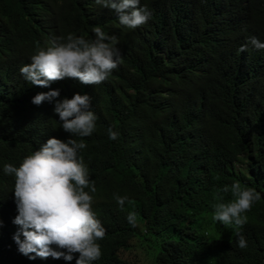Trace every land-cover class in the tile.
Listing matches in <instances>:
<instances>
[{"label":"trees","instance_id":"obj_1","mask_svg":"<svg viewBox=\"0 0 264 264\" xmlns=\"http://www.w3.org/2000/svg\"><path fill=\"white\" fill-rule=\"evenodd\" d=\"M140 7L151 16L130 29L95 0H0V264H76L78 254L70 262L29 259L13 240L21 231L13 223L15 177L4 165L19 167L49 138L86 144L78 158L96 191H85L106 230L92 264H264V49L250 43H264V0H140ZM95 26L117 38L121 55L104 82L25 81L19 69L38 47L69 34L94 40ZM52 90L57 100L90 97L97 117L90 136L66 133L55 101L31 102ZM240 162L246 170L236 169ZM235 182L260 193L243 214V249L234 224L213 220L214 204L234 199ZM117 196L133 203L120 206Z\"/></svg>","mask_w":264,"mask_h":264},{"label":"clouds","instance_id":"obj_2","mask_svg":"<svg viewBox=\"0 0 264 264\" xmlns=\"http://www.w3.org/2000/svg\"><path fill=\"white\" fill-rule=\"evenodd\" d=\"M99 5L110 8L118 14L119 23L135 29L148 22L151 13L146 7H140V0H95ZM94 40L83 36L53 38L47 49L37 48L31 62L22 66L19 71L25 81L37 87L47 88L51 82L65 78L75 79L82 85H94L104 82L112 70L121 62L118 40L108 36L100 26L93 28ZM250 43L258 49H264V43L251 38ZM239 51H246L241 46ZM59 90L37 94L34 105L44 101L53 102L54 112L62 122L66 133L79 137L90 136L96 128L97 117L90 110V97L86 94H74L71 99L57 100ZM109 139L116 140L118 133L108 130ZM86 148L81 140L69 138L62 141L49 138L39 150L26 156L19 167L4 165V172L14 175V198L18 215L13 223L21 231L13 236L20 254L35 259L72 261L78 254L76 264H92L102 253L100 244L106 230L96 214L92 211V196L85 191L90 188L88 170L82 159L78 158L79 150ZM229 189L225 187L224 192ZM234 197L230 202L214 204L213 220L224 225H235L238 246L247 247V241L240 232L247 222L243 215L251 209L252 204L260 199V193L254 188L242 187L239 182L231 185ZM118 205L133 203L128 197H115ZM223 200V197H218ZM135 223L136 213L130 212L127 217ZM23 236V240L20 236ZM34 254V255H30Z\"/></svg>","mask_w":264,"mask_h":264},{"label":"rangeland","instance_id":"obj_3","mask_svg":"<svg viewBox=\"0 0 264 264\" xmlns=\"http://www.w3.org/2000/svg\"><path fill=\"white\" fill-rule=\"evenodd\" d=\"M246 168H247V163H244V162L236 163V169L237 170H246ZM203 223L205 224L204 220H203ZM205 233H207V228H206ZM216 234L218 235L219 233L216 232ZM134 251H135V254L138 255V257L141 261H144L147 263L149 262L148 258L146 257V255L143 252H141L140 250H134Z\"/></svg>","mask_w":264,"mask_h":264}]
</instances>
